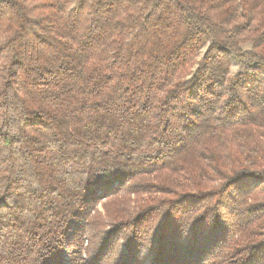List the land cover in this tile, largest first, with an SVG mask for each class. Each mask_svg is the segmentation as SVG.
<instances>
[{"label": "trees", "instance_id": "16d2710c", "mask_svg": "<svg viewBox=\"0 0 264 264\" xmlns=\"http://www.w3.org/2000/svg\"><path fill=\"white\" fill-rule=\"evenodd\" d=\"M0 264H264V0H0Z\"/></svg>", "mask_w": 264, "mask_h": 264}, {"label": "rangeland", "instance_id": "374dc122", "mask_svg": "<svg viewBox=\"0 0 264 264\" xmlns=\"http://www.w3.org/2000/svg\"><path fill=\"white\" fill-rule=\"evenodd\" d=\"M248 47V45L247 46H245L244 48H247ZM132 197V199H133V197L134 196H131ZM103 202L104 201H100L99 203H98V205H97V209L102 213V215L106 218V210H105V208H104V205H103ZM109 224H110V222H108L107 223V225H105V229H108L109 228ZM104 226V225H103ZM88 258H89V256H88Z\"/></svg>", "mask_w": 264, "mask_h": 264}]
</instances>
